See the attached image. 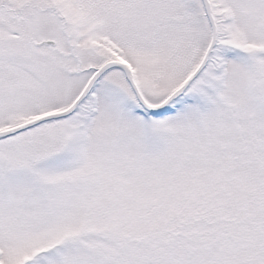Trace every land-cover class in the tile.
<instances>
[{
  "label": "snow or ice",
  "instance_id": "snow-or-ice-1",
  "mask_svg": "<svg viewBox=\"0 0 264 264\" xmlns=\"http://www.w3.org/2000/svg\"><path fill=\"white\" fill-rule=\"evenodd\" d=\"M0 264H264V0H0Z\"/></svg>",
  "mask_w": 264,
  "mask_h": 264
}]
</instances>
